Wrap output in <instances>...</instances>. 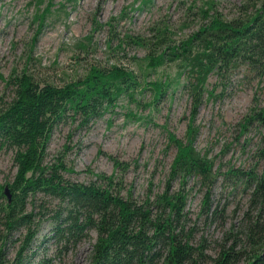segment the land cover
Here are the masks:
<instances>
[{
	"label": "trees",
	"instance_id": "1",
	"mask_svg": "<svg viewBox=\"0 0 264 264\" xmlns=\"http://www.w3.org/2000/svg\"><path fill=\"white\" fill-rule=\"evenodd\" d=\"M250 1L242 5V14L232 18L223 17L214 0L204 1L200 7L203 21L178 41L166 26L155 27L149 39L127 36L133 44L149 49L142 58L147 67L174 63L178 76L184 74L182 87L190 100L185 140L166 131L175 154L164 188L157 193L136 197L114 171L93 173L87 182L71 180L63 173L72 169L61 157L47 163L45 156L59 123L77 118V125H87L113 107L120 95L132 97L146 88L155 104L171 85L170 80L147 81L116 65L91 66L82 77L61 85L41 83L25 71L9 77L13 95L0 106V148L11 150L16 172L6 184L7 193L0 185V264H23V252L46 212L51 222L48 239L56 253L73 249L90 237V231L95 232L89 264H264V132L255 149L262 161L261 171L237 168L225 174L248 192L247 207L237 223L223 233L213 254L207 239L196 237V222L185 209L190 180L205 188L201 213L220 217L225 209L211 206L210 188L218 173L213 160L193 144L198 130L194 119L204 93L207 98L213 94L212 88H205L210 75L222 81L228 72L242 68L264 80V0ZM253 121L264 126V106L251 109L242 130ZM108 157L114 169L126 170V163ZM38 195L43 198L37 203ZM17 232L23 238L10 259L3 245ZM41 262L38 259L36 264Z\"/></svg>",
	"mask_w": 264,
	"mask_h": 264
},
{
	"label": "rangeland",
	"instance_id": "2",
	"mask_svg": "<svg viewBox=\"0 0 264 264\" xmlns=\"http://www.w3.org/2000/svg\"><path fill=\"white\" fill-rule=\"evenodd\" d=\"M204 1L0 0V106L13 95L7 83L9 77L22 71L41 83L55 85L82 77L91 66H123L147 81L167 78L171 85L155 104L151 90L146 88L132 97L120 95L113 107L87 125H77V118L59 123L45 156L47 163L61 157L72 169L63 173L71 180L87 182L93 173L114 171L136 197L162 191L175 154L166 131L185 140L190 100L182 87L184 74L178 76L174 63L147 67L142 58L149 49L133 44L127 36L149 39L155 27L166 26L172 39H184L203 21L200 7ZM246 2L214 0V7L223 17L232 18L243 13ZM245 73L242 68L235 69L222 81L210 75L205 88H212L213 94L207 98L204 93L194 119L198 130L193 144L213 160V169L218 173L210 188L211 206L225 209L220 217L201 213L205 188L193 180L188 182L185 209L196 222V237L207 239L212 254L223 233L237 223L247 207L248 192L240 184L235 186L231 176L225 177L227 170L262 169L255 149L264 126L253 121L242 130L241 124L252 108L264 106V80ZM108 155L126 163V170L114 169ZM15 172L11 150L0 148L2 188ZM177 185L174 181L173 187ZM40 198L38 195L35 201L38 203ZM46 213L35 238L23 252V264H36L38 259L42 260L40 264H89L95 232L90 231V237L73 249L56 253L48 239L51 222L45 217L50 213ZM22 238L17 232L3 245L10 259L15 257Z\"/></svg>",
	"mask_w": 264,
	"mask_h": 264
},
{
	"label": "water",
	"instance_id": "3",
	"mask_svg": "<svg viewBox=\"0 0 264 264\" xmlns=\"http://www.w3.org/2000/svg\"><path fill=\"white\" fill-rule=\"evenodd\" d=\"M5 192L7 193V189H6V187H5Z\"/></svg>",
	"mask_w": 264,
	"mask_h": 264
}]
</instances>
